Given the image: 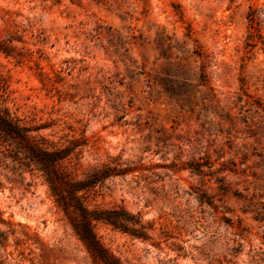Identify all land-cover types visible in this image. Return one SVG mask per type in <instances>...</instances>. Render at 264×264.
Instances as JSON below:
<instances>
[{
    "label": "rangeland",
    "instance_id": "374dc122",
    "mask_svg": "<svg viewBox=\"0 0 264 264\" xmlns=\"http://www.w3.org/2000/svg\"><path fill=\"white\" fill-rule=\"evenodd\" d=\"M0 108L109 175L0 140V264H264V0H0Z\"/></svg>",
    "mask_w": 264,
    "mask_h": 264
},
{
    "label": "trees",
    "instance_id": "16d2710c",
    "mask_svg": "<svg viewBox=\"0 0 264 264\" xmlns=\"http://www.w3.org/2000/svg\"><path fill=\"white\" fill-rule=\"evenodd\" d=\"M0 140L17 148V153L23 159L37 166L46 181L51 185L58 201L64 207L73 206L86 213V202L99 183L109 175L106 170L86 175L78 179L77 175L68 170L67 163L71 162L78 145L62 148L44 137L34 136L33 130L26 126L21 119L14 117L8 109L0 108ZM98 220V218H94ZM106 222L115 228H122L119 219L112 215L106 217ZM86 229L79 234L90 251L106 264H112L92 230L90 221L85 218Z\"/></svg>",
    "mask_w": 264,
    "mask_h": 264
}]
</instances>
